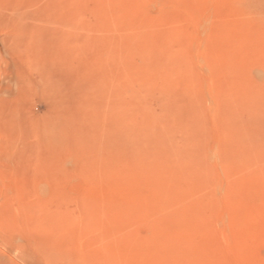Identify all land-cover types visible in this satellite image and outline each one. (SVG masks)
<instances>
[{"label":"rangeland","instance_id":"obj_1","mask_svg":"<svg viewBox=\"0 0 264 264\" xmlns=\"http://www.w3.org/2000/svg\"><path fill=\"white\" fill-rule=\"evenodd\" d=\"M0 264H264V0H0Z\"/></svg>","mask_w":264,"mask_h":264}]
</instances>
